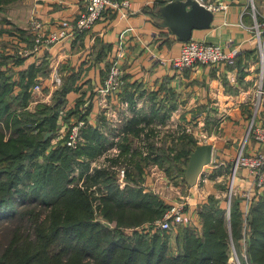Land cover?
Wrapping results in <instances>:
<instances>
[{
	"label": "trees",
	"instance_id": "16d2710c",
	"mask_svg": "<svg viewBox=\"0 0 264 264\" xmlns=\"http://www.w3.org/2000/svg\"><path fill=\"white\" fill-rule=\"evenodd\" d=\"M9 1L0 0V12ZM163 4L158 0L144 11L160 23ZM17 31L31 44L28 32ZM3 32L11 34L13 29L1 26L0 36ZM249 54L237 51L229 65L239 69ZM10 57L0 51V230L6 224L12 226L5 243L0 242V264H229L230 243L239 252L245 248L249 264H264V195L251 205L246 229L240 204L231 205L228 221L225 204L219 205L209 196L202 202L199 226L176 229L174 248L169 245V233L124 231L161 218L168 210L171 203L142 186L145 167L155 164L168 178H180L185 183L183 169L198 145L195 137L182 131L177 137L165 136L157 144V132L151 124L156 118L165 123L164 105L154 108L149 118L134 117L123 128L119 157L112 160L126 164L129 182L121 189L110 169L89 172L91 160L106 147L96 128L89 125L83 130L85 142L76 149L51 146L54 135L44 139L58 127L59 110L65 106V95L74 88L75 74L63 79L52 103H41L31 110L30 87L36 71L43 73V69L31 65L15 76L8 66ZM13 63L22 64L23 57L16 56ZM149 101L151 107L158 105L155 92L149 94ZM80 102L68 110V116L79 112ZM77 167L76 177L73 173ZM81 180L83 187L79 186ZM92 187L105 188L107 193L95 198L89 192ZM95 199L99 201L98 211ZM111 222L118 227H109ZM238 258L243 261L240 254Z\"/></svg>",
	"mask_w": 264,
	"mask_h": 264
},
{
	"label": "crops",
	"instance_id": "0c3cea01",
	"mask_svg": "<svg viewBox=\"0 0 264 264\" xmlns=\"http://www.w3.org/2000/svg\"><path fill=\"white\" fill-rule=\"evenodd\" d=\"M156 1L129 0L131 13L127 17L109 10L77 42L66 40L57 43L39 54L23 58L22 64L14 65L19 48L31 45L21 39L17 29L27 32L28 20L35 16L49 30H54L61 20L76 17L84 3V0H17L10 9L3 11L2 28L13 29V32L2 33L0 51L11 56L8 66L16 72L15 76L31 65L42 68L44 74L36 71L35 82L42 81L46 90L51 88L49 76L54 68L63 79L75 74L74 88L65 95L64 108L72 110L77 102L81 101L80 105L85 101L89 104L92 102L88 121L105 138V148L109 146V140L103 129L98 130L106 122L97 104L96 91L102 86L103 78L113 64L120 66L125 74L126 85L121 96L130 105L131 116L127 122L136 116L149 118L154 108L164 105L167 112L165 123H160L156 118V125L164 128L174 125L179 131L190 128L189 134L195 137L198 145L211 144L213 159L204 167L196 185L189 188L177 178L174 179L175 186H172L177 195L181 194L180 191L185 193L187 212L199 225L201 203L209 196H213L219 205L225 204L226 208L225 193L231 182V161L242 145L246 155L264 154V144L252 137L245 140L260 61L253 38V14L256 13L259 20L264 18V0H206L213 4L221 3L226 8L211 11V27L194 30L191 39L213 44L229 43L230 49L236 48L238 52L248 51L250 54L243 58V65L239 69L222 63L183 70L175 69L170 63L180 54L183 42L144 11ZM162 1L167 3L174 0ZM15 78L18 80L19 76ZM18 90L16 84L15 92ZM154 92L158 105L151 107L149 94ZM261 116L264 119V99ZM59 123L58 116V127ZM106 128L109 129V125ZM200 137H208V140H201ZM150 179L153 178L146 175L143 181L148 189L154 187H150ZM251 181L247 169L237 170L234 178L237 195L234 199L235 203L240 204V209L246 204L242 194L252 189ZM169 245L174 248L172 242Z\"/></svg>",
	"mask_w": 264,
	"mask_h": 264
},
{
	"label": "built area",
	"instance_id": "2783aa9c",
	"mask_svg": "<svg viewBox=\"0 0 264 264\" xmlns=\"http://www.w3.org/2000/svg\"><path fill=\"white\" fill-rule=\"evenodd\" d=\"M210 11L219 9H225L226 6L217 3H209L206 0H195ZM114 10L120 13V16L127 17L131 12V5L129 0H84V3L76 17L72 19L61 20L54 30H49L46 24L42 20H39L35 16H32L28 20L27 32L32 36V43L30 47L19 48L17 55L23 58H29L36 54H39L43 49H50L55 44L70 40V42H77L87 30L91 29L94 24L102 18L105 12ZM254 25L252 26L254 33V40L256 42V53L259 57V70L257 73L256 84L254 86V94L251 100L252 103V115L248 125L245 140L252 137L257 142L264 144V119L261 116L262 104L264 99V61H263V47H264V18L259 20L256 13L253 14ZM231 45L226 44H213L207 43L203 40L190 39L187 42H183L180 50V54L171 59V66L177 70H183L186 68H194L197 66H208L213 64H232L233 58L237 52L236 48L230 49ZM55 69V68H54ZM54 69L52 70L49 79L51 81V88L45 89L42 81H36L30 87V99L28 108L34 110V108L41 103L50 104L53 101L54 93L60 88L63 82V76ZM126 85V79L123 69L117 64H113L106 75L103 78L102 86L96 91L97 104L104 118L106 124L100 126L98 130H104L107 139L109 140V146L103 150V152L95 160L90 162V171L94 169L108 168L111 170V175L115 183L120 188L125 187L128 184L127 168L126 165L112 164V160L119 156L120 148L119 144L124 136L123 127L127 120L131 116L130 105L123 99L121 94ZM88 101H85L78 107L79 112L68 116V109L61 108L59 110V127L52 135L51 146H57L59 144L67 146L71 149H76L83 145L85 138L83 136V130L90 124L88 121L89 111L88 108L91 105ZM109 125V129L106 128ZM157 129L164 128L161 125H157ZM168 128V127H165ZM171 137H177L181 132L190 133V128H185L179 131L177 126L170 125ZM164 136L162 132L159 135V144ZM141 149L144 155L147 153L143 144ZM154 173H151L154 183L158 182L157 165H151ZM247 169L251 177V191H246L242 194L245 206L241 209L244 217V229L250 219V204L258 201L264 195V154L257 153L252 156L244 153V145L237 154L234 160L231 161V182L229 183L226 193V215L229 221L231 205L234 197L237 195L236 188L234 186V178L237 170ZM145 189V184L142 185ZM95 191V197L105 195L106 189L98 190L93 187ZM186 201V202H185ZM182 202H173L168 211L160 219H155L150 222H145L139 227L128 228L126 230L138 229L139 231L146 232L148 234L159 233L166 234L173 231L180 226H199L198 223L193 222V218L189 212H187V198ZM99 201L96 202V207ZM112 228V224H107ZM242 245L245 247V239L242 240ZM233 252L234 246H233ZM237 256L236 254H234Z\"/></svg>",
	"mask_w": 264,
	"mask_h": 264
},
{
	"label": "water",
	"instance_id": "95a60500",
	"mask_svg": "<svg viewBox=\"0 0 264 264\" xmlns=\"http://www.w3.org/2000/svg\"><path fill=\"white\" fill-rule=\"evenodd\" d=\"M161 27L168 28L178 41L187 42L192 38L194 30L209 29L213 21V13L195 0H174L163 4L159 8ZM52 135L46 133L44 139ZM213 159L211 144L197 145L188 157L183 169L187 187L196 185L205 166Z\"/></svg>",
	"mask_w": 264,
	"mask_h": 264
},
{
	"label": "rangeland",
	"instance_id": "374dc122",
	"mask_svg": "<svg viewBox=\"0 0 264 264\" xmlns=\"http://www.w3.org/2000/svg\"><path fill=\"white\" fill-rule=\"evenodd\" d=\"M12 0H10L9 1V3L8 4H6L5 5V9H10V7L11 6H13L14 5V3L17 1V0H13L12 2H11ZM6 11V10H5ZM3 13H5V12H0V26H3V23H2V19H1V17L2 18H4V14ZM9 47V46H8ZM151 126H154V129H156V139H158L159 140V135H161V133H162V131H167V130H171V129H169V127L168 128H164L163 130H161V129H157L158 127H156L157 125L155 124V123H153V124H151ZM164 133V136H163V138H165V136H168V137H171V132H163ZM162 138V139H163ZM200 139L201 140H208V137L207 138H203V137H200ZM137 144H139V142L137 143ZM141 146V145H140ZM119 157V156H118ZM117 157V158H118ZM116 158V159H117ZM113 160H115V159H113ZM120 163V165H123L124 163H122L121 161L120 162H117V163H112V164H119ZM126 165V164H125ZM151 165H155V164H150V165H148V166H146L145 167V174H147V176L149 175V176H151V173H154L155 172V170L153 171V169L151 168ZM158 167V166H157ZM79 169H78V167L75 169V171H74V173H73V176H78V171ZM158 171L159 172H157L156 174L158 175V182H157V184H155L154 183V180L153 179H150V183H151V185H150V187L151 186H154V187H152V188H147L148 189V191H151L153 194H155V195H157L159 198H161L164 202H167L168 204L169 203H173V202H182V201H185V199H186V196H184L185 195V193L183 192V191H180L181 192V194H178L177 195V193L175 192V189L172 187V186H175L174 185V180H172L171 178H168L167 176H166V174H165V172L163 171V170H161L159 167H158ZM89 172L91 173V171L89 170ZM93 172V171H92ZM112 176H113V174H112ZM83 182V180H81L80 182H79V186H82V183ZM182 182V181H181ZM185 184V183H184ZM83 187V186H82ZM93 188V187H92ZM92 188L90 189V193H91V195H94V197H95V191L94 190H92ZM183 189V188H182ZM179 195H181V198L179 197ZM96 198V197H95ZM222 200H224V199H222ZM96 199H95V205H96ZM186 202V201H185ZM218 204H219V202H217ZM234 203H235V199H234ZM202 204V203H201ZM222 204V203H221ZM232 204H233V201H232ZM187 205H188V201H187ZM250 206H251V204H250ZM94 208H95V210L96 211H98L97 209L99 208V206L97 205V207L96 206H94ZM169 209V208H168ZM194 209H195V207H194ZM168 211V210H167ZM166 211V212H167ZM165 212V213H166ZM99 213V212H98ZM97 213V215H99ZM164 213V214H165ZM163 214V215H164ZM225 214H226V209H225ZM99 217L101 218V219H104L103 217H101V215H99ZM163 217V216H162ZM161 217V218H162ZM226 217H227V215H226ZM158 219H160V218H158ZM229 221H230V218H229ZM111 224H112V227L113 226H115V227H118L117 226V223L116 222H111ZM12 226H10V225H5V226H2L1 227V230H0V242H2V243H5V240L7 239V235L6 234H8V231L10 230V228H11ZM226 227H227V230H228V233L230 234V236H231V231H230V226H228L227 225V223H226ZM128 229V228H127ZM123 230L125 231L126 230V228H123ZM175 232H177V231H173V232H170L169 233V241L168 242H172V246L174 245V247H176V242H175V236H176V234H175ZM167 234V233H166ZM233 246H234V244L233 243H230V257H229V264H249L248 262H247V260H246V254H245V248H242L243 250H241V252H239V249L238 248H236V247H234V250H235V252H233ZM175 251H176V249H174ZM234 254H236L237 256H235ZM241 255L242 257H243V261L245 262H240L239 261V258H238V255ZM242 260V259H241Z\"/></svg>",
	"mask_w": 264,
	"mask_h": 264
}]
</instances>
